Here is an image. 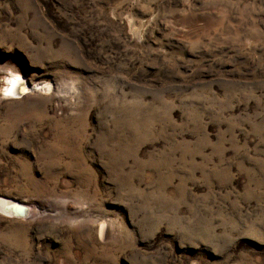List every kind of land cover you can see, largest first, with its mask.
I'll return each mask as SVG.
<instances>
[{"label":"rangeland","instance_id":"374dc122","mask_svg":"<svg viewBox=\"0 0 264 264\" xmlns=\"http://www.w3.org/2000/svg\"><path fill=\"white\" fill-rule=\"evenodd\" d=\"M0 198V264H264V0H0Z\"/></svg>","mask_w":264,"mask_h":264},{"label":"bare ground","instance_id":"6f19581e","mask_svg":"<svg viewBox=\"0 0 264 264\" xmlns=\"http://www.w3.org/2000/svg\"><path fill=\"white\" fill-rule=\"evenodd\" d=\"M11 80V79H10ZM25 87V88H24ZM44 87L42 85L34 84V87L29 86V89L26 88V84L23 80L19 79L18 76L12 75V80L10 81V86L7 88L9 91V94H17L23 92L24 90H31V91H37L41 90ZM18 95V94H17ZM0 211L9 213V214H14L17 216H23L24 214H31L29 211V208L27 205H24L21 202L16 203L15 205H12L11 203L8 202V200L0 198Z\"/></svg>","mask_w":264,"mask_h":264},{"label":"water","instance_id":"95a60500","mask_svg":"<svg viewBox=\"0 0 264 264\" xmlns=\"http://www.w3.org/2000/svg\"><path fill=\"white\" fill-rule=\"evenodd\" d=\"M6 199V198H5ZM8 200L9 203H11L12 205H15L16 203H18L19 201L17 200H13V199H6Z\"/></svg>","mask_w":264,"mask_h":264}]
</instances>
